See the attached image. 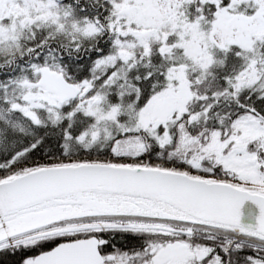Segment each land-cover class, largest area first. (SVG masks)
Instances as JSON below:
<instances>
[{
  "label": "snow or ice",
  "instance_id": "1",
  "mask_svg": "<svg viewBox=\"0 0 264 264\" xmlns=\"http://www.w3.org/2000/svg\"><path fill=\"white\" fill-rule=\"evenodd\" d=\"M0 264H264V0H0Z\"/></svg>",
  "mask_w": 264,
  "mask_h": 264
}]
</instances>
